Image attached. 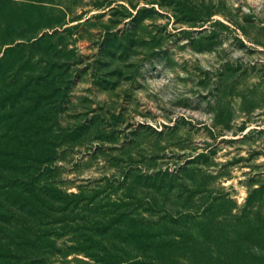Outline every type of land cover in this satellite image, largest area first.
Here are the masks:
<instances>
[{
    "label": "rangeland",
    "instance_id": "obj_1",
    "mask_svg": "<svg viewBox=\"0 0 264 264\" xmlns=\"http://www.w3.org/2000/svg\"><path fill=\"white\" fill-rule=\"evenodd\" d=\"M10 1L29 19L10 36L0 20V132L25 130L38 112L50 131L83 129L60 146L59 185L76 193L116 178L94 205L51 215L42 258L21 264L122 255L128 222L117 219L125 207L116 204L127 200L120 173L128 163L149 174L186 166L193 173L179 182L206 177V200L221 195L222 212L264 215V0H37L36 8ZM43 33L53 34L43 51L21 40ZM41 69L39 107L32 87ZM173 195L155 193L165 207L180 202ZM144 211L155 213L144 206L135 219Z\"/></svg>",
    "mask_w": 264,
    "mask_h": 264
},
{
    "label": "trees",
    "instance_id": "obj_2",
    "mask_svg": "<svg viewBox=\"0 0 264 264\" xmlns=\"http://www.w3.org/2000/svg\"><path fill=\"white\" fill-rule=\"evenodd\" d=\"M29 1L24 7L36 8L39 2ZM11 4L10 0H0V20L4 22L3 33L8 36L15 32L16 24L22 25L29 19L28 11L16 12ZM52 35L43 33L39 37L20 39L30 46L40 45L43 51L46 50L45 42ZM19 45L17 43L16 47ZM7 49L11 51L13 47ZM1 64L0 59V74ZM42 71L34 76L32 87V100L39 107L45 89V71ZM28 77L25 86L30 87L29 79L33 75ZM47 120L46 115L38 112L25 130L0 132V136L3 135L0 137V257L7 263L41 259L36 253L50 244V231L43 227L47 226L51 215L70 208V212L85 210L94 205V200L111 188L116 179L109 180L104 189L86 187L76 193L65 191L56 177L60 146L73 143L87 133L79 128L50 131L44 127H49ZM28 121L30 119L24 123L28 124ZM182 169L174 174L162 170L149 174L148 170L127 164L120 173L124 183L129 181L127 200H119L116 207H125L117 214V219H127L128 243L122 255L109 252L97 257L98 264H264V215L261 212L249 214L246 209L239 215L222 212L224 204L216 203L221 195L206 200L205 193L209 192L205 186L206 177L197 181L193 180L195 174H189L191 184L185 185L179 182L181 176L193 173V170L186 166ZM142 183L143 187L140 186ZM165 188L169 192L176 189L177 195L173 197L180 202L173 201L170 207L160 205L155 193ZM259 191L252 190L246 206ZM195 195L201 197L194 200ZM144 206L155 213H149L150 217H147L143 216L146 215L144 211L135 219V211ZM208 252L210 254L206 255Z\"/></svg>",
    "mask_w": 264,
    "mask_h": 264
}]
</instances>
